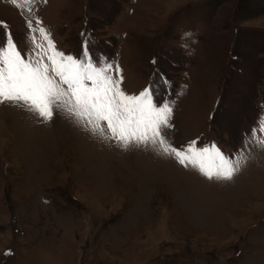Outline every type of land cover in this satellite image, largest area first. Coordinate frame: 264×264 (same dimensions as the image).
Masks as SVG:
<instances>
[{"label":"rangeland","instance_id":"obj_1","mask_svg":"<svg viewBox=\"0 0 264 264\" xmlns=\"http://www.w3.org/2000/svg\"><path fill=\"white\" fill-rule=\"evenodd\" d=\"M0 0L26 57L27 21L56 49L119 65L122 89L173 106L177 148L247 160L209 181L152 151L105 143L55 112L0 105V264H264V0ZM163 78V79H162ZM168 81L165 87L164 81ZM256 138L253 137V131Z\"/></svg>","mask_w":264,"mask_h":264},{"label":"snow or ice","instance_id":"obj_2","mask_svg":"<svg viewBox=\"0 0 264 264\" xmlns=\"http://www.w3.org/2000/svg\"><path fill=\"white\" fill-rule=\"evenodd\" d=\"M11 3L21 7L18 0ZM34 4L35 0H23L29 13ZM27 27L43 41L30 37L38 50L30 56L18 49L10 30L0 41V105L21 108L45 123L60 112L101 142H114L123 150L152 151L209 181H231L244 166L246 156L231 159L214 143L201 148L193 141L175 147L169 136L172 103H157L152 85L139 94H128L121 87L119 65L113 68L111 63L94 62L87 48L82 58L58 51L39 19L35 25L28 20ZM164 84L167 87L168 81ZM259 130L264 133V120ZM256 143L264 148V139H256Z\"/></svg>","mask_w":264,"mask_h":264},{"label":"trees","instance_id":"obj_3","mask_svg":"<svg viewBox=\"0 0 264 264\" xmlns=\"http://www.w3.org/2000/svg\"><path fill=\"white\" fill-rule=\"evenodd\" d=\"M250 3H251V0H240L239 9L242 11L249 9Z\"/></svg>","mask_w":264,"mask_h":264}]
</instances>
